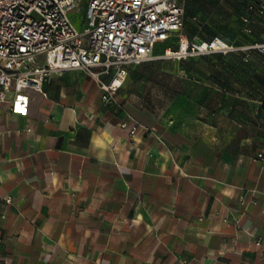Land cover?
I'll return each mask as SVG.
<instances>
[{
	"label": "crops",
	"instance_id": "obj_1",
	"mask_svg": "<svg viewBox=\"0 0 264 264\" xmlns=\"http://www.w3.org/2000/svg\"><path fill=\"white\" fill-rule=\"evenodd\" d=\"M225 1L230 33L253 32V17L242 21L248 0H179L181 33L203 34ZM226 31L210 34L223 41ZM123 85V109L79 69L0 102V264H264L259 107L217 120L203 98H221L228 83L191 76L190 94L152 113ZM126 112L139 123L133 134V121L121 125Z\"/></svg>",
	"mask_w": 264,
	"mask_h": 264
},
{
	"label": "built area",
	"instance_id": "obj_2",
	"mask_svg": "<svg viewBox=\"0 0 264 264\" xmlns=\"http://www.w3.org/2000/svg\"><path fill=\"white\" fill-rule=\"evenodd\" d=\"M82 2L0 0V102H17L30 91L41 92L52 74L79 69L96 82L103 102L123 109L117 94L127 68L152 57L157 43L176 37L178 48H167L164 55L178 59L239 49L218 38L197 42L184 36L179 0ZM248 8L258 16L264 15L263 0ZM77 13L81 29L72 19V14ZM242 21L247 23L248 19L242 17ZM244 49L262 52L264 42ZM127 121H133V134L139 123L126 112L121 125Z\"/></svg>",
	"mask_w": 264,
	"mask_h": 264
},
{
	"label": "rangeland",
	"instance_id": "obj_3",
	"mask_svg": "<svg viewBox=\"0 0 264 264\" xmlns=\"http://www.w3.org/2000/svg\"><path fill=\"white\" fill-rule=\"evenodd\" d=\"M86 2L83 0L82 4ZM248 1H242L245 6ZM222 8H215L212 12V20L208 29L204 30L202 37L196 38L191 35L189 39L194 41L204 40L213 36L210 31L227 30L218 36L228 44L238 47V50L219 54H202L187 56L185 58H176L164 55L165 47L169 46L174 51L178 47V39L171 37L166 42L159 43L152 54V57L140 64L130 65L127 68L128 75L125 78L123 90L132 92V105L145 108L148 112L165 111L174 105L172 101L176 93H191V76L205 79V83L212 86H221V90L228 83L227 92L220 97L211 94L210 97L203 98L206 103L213 104L212 110L217 120L223 115L225 119L226 112L233 113L238 111V107L243 105H257L261 111V120L264 123V51L257 49H244L250 46L254 41L263 42L264 38L260 34V20L256 17L251 19L253 27L252 33L231 34V26H236V19L231 17L233 9L232 2H219ZM75 16H77L75 18ZM229 17L227 22H223L219 17ZM74 25L81 29L80 14H72ZM224 79L223 83L220 79ZM194 84V82H192ZM196 88L201 87V83L195 82ZM205 87V86H203ZM201 90L196 91L197 97ZM254 91V92H253ZM257 93L258 95H256ZM243 95L244 99L236 95ZM172 103V104H171ZM125 105L123 102L121 103ZM187 104L181 107L186 108ZM125 108V106H124ZM214 117V118H215ZM215 118V119H216ZM220 119V120H224Z\"/></svg>",
	"mask_w": 264,
	"mask_h": 264
},
{
	"label": "trees",
	"instance_id": "obj_4",
	"mask_svg": "<svg viewBox=\"0 0 264 264\" xmlns=\"http://www.w3.org/2000/svg\"><path fill=\"white\" fill-rule=\"evenodd\" d=\"M263 2H264V0H263ZM250 4H253V5H256L257 4V0H252V1H249L245 6H244V9H245V13H246V15L245 16H243V17H246L247 19H248V21H249V19H251V17H256V18H258L259 20H260V24H261V27H260V34L263 36V38H264V33H263V29H264V15L263 16H258V15H256V13L253 11V10H250L249 8H248V6L250 5ZM184 15H185V10H184V8H183V27L185 26V17H184ZM192 29V28H191ZM206 29V28H205ZM202 30H204V27H203V29ZM248 31H249V33H252V29H248ZM196 37L197 36H199V37H202V34L201 33H199V34H196L195 35ZM214 36V35H213ZM213 36H210V38H207V39H204V40H199V41H197V42H202V41H210L211 39H213ZM188 39H189V37H187ZM189 40H191V39H189ZM164 42H166V41H164ZM264 42V41H263ZM263 42H259V41H254L251 45H253V44H255V43H263ZM163 43V42H162ZM178 47V46H177ZM176 50V49H175ZM217 53H221V52H217ZM209 54H216V53H209Z\"/></svg>",
	"mask_w": 264,
	"mask_h": 264
}]
</instances>
